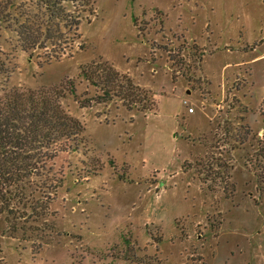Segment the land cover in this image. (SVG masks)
Returning <instances> with one entry per match:
<instances>
[{"label":"rangeland","instance_id":"374dc122","mask_svg":"<svg viewBox=\"0 0 264 264\" xmlns=\"http://www.w3.org/2000/svg\"><path fill=\"white\" fill-rule=\"evenodd\" d=\"M5 2L0 94L73 80L84 143L55 160L48 226L0 216V264H264V0H89L77 28ZM103 61L120 96L80 73Z\"/></svg>","mask_w":264,"mask_h":264},{"label":"trees","instance_id":"16d2710c","mask_svg":"<svg viewBox=\"0 0 264 264\" xmlns=\"http://www.w3.org/2000/svg\"><path fill=\"white\" fill-rule=\"evenodd\" d=\"M90 2L38 0L49 18L57 20L56 25L74 28L80 24V15L65 13L67 6H73L74 10L82 8V11ZM5 4L12 5L7 0ZM21 28L25 51L45 43L39 27L33 29L30 23L22 24ZM61 54L63 51L51 59H58ZM3 66L0 61V73H6ZM80 73L90 84L100 88L105 97L114 92H117L115 96H120L122 91H116L119 82L129 83L105 61L95 67L93 64L83 65ZM67 82V85L36 89L12 87L3 89L0 94V216L5 215L11 232L16 231V222L20 218L22 223L42 221L48 226L49 206L64 182V175L53 168L55 160L84 143L83 124L62 106L61 100L66 94H75L74 81L69 79ZM31 230L32 235L35 229Z\"/></svg>","mask_w":264,"mask_h":264},{"label":"built area","instance_id":"2783aa9c","mask_svg":"<svg viewBox=\"0 0 264 264\" xmlns=\"http://www.w3.org/2000/svg\"><path fill=\"white\" fill-rule=\"evenodd\" d=\"M189 111H190V112H192V111H193V109H192V108H190V109H189Z\"/></svg>","mask_w":264,"mask_h":264}]
</instances>
